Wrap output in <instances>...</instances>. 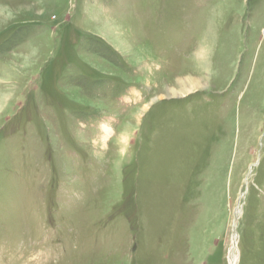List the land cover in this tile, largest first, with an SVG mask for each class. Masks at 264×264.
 <instances>
[{
	"label": "rangeland",
	"instance_id": "rangeland-1",
	"mask_svg": "<svg viewBox=\"0 0 264 264\" xmlns=\"http://www.w3.org/2000/svg\"><path fill=\"white\" fill-rule=\"evenodd\" d=\"M232 258L264 264V0H0V264Z\"/></svg>",
	"mask_w": 264,
	"mask_h": 264
},
{
	"label": "bare ground",
	"instance_id": "bare-ground-1",
	"mask_svg": "<svg viewBox=\"0 0 264 264\" xmlns=\"http://www.w3.org/2000/svg\"><path fill=\"white\" fill-rule=\"evenodd\" d=\"M238 214L240 215L241 213L239 212ZM237 263H238V260L236 258L231 259V264H237Z\"/></svg>",
	"mask_w": 264,
	"mask_h": 264
}]
</instances>
